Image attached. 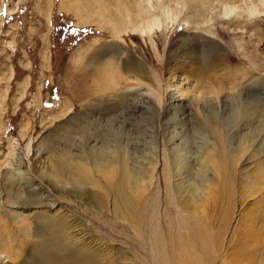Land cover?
Masks as SVG:
<instances>
[{
    "label": "rangeland",
    "instance_id": "obj_1",
    "mask_svg": "<svg viewBox=\"0 0 264 264\" xmlns=\"http://www.w3.org/2000/svg\"><path fill=\"white\" fill-rule=\"evenodd\" d=\"M96 2L97 0H0V264H44L45 251L51 256L56 254L55 249H65L60 239L64 227L58 226L59 222L66 224L72 231H82V236L93 244V249L99 246L104 249L102 252L100 248L96 250L95 262L103 259V264H160L152 243L156 234L159 232L165 239L168 224L172 226V235H175L176 224L186 222L185 213L179 212L181 210L176 208L172 194L168 195L163 187L160 188V199L151 200L153 196L157 199L154 188L150 199L152 202L142 201L139 205V208L147 211L144 212L146 217L139 216L134 220L132 225H136L137 229L133 233L129 222L122 221L120 207L116 206L119 211L115 216L110 213L109 201L112 195L109 197L103 187L91 192L89 185L71 181L58 182L49 173L50 162L57 164L59 155H63V149L69 151V146H72L76 118L85 117L87 103L91 100L90 97H83L82 93L79 95L78 91L81 92L82 88H76L75 85L84 80L83 74L89 69L88 62L95 45L93 42L97 39L100 43L106 40L103 34L91 26L77 29L79 27H76L74 13L67 10L73 6L93 5ZM62 4L66 10L60 9ZM167 5L169 9H173L172 12L168 10V16L174 19L172 23L164 24L163 21L158 26H153L150 39L136 35L132 40L134 45L126 39L131 51L146 58L150 80L162 88L163 109L168 94L165 80L169 71L175 73L176 87L190 89L189 85L193 86L184 80L186 77H194L189 64H178L173 60L176 57L179 61L178 56L183 59L185 52H188L186 46L177 44L176 40L180 33L193 26L212 32L213 38L228 53L233 71H251L253 64L258 66L260 61H264V51L259 47L264 43V17H259L250 27L243 24L242 30L234 31L222 23L213 26L211 21H208V25H197L180 5ZM45 14H48V20ZM97 43L95 47L100 44ZM154 44L156 50L153 48ZM244 49L257 57L253 64H248L249 59L244 57ZM223 53L225 54L224 51ZM170 58V62L167 61ZM226 69L222 64L214 70L222 86L225 84ZM254 73L264 75V70ZM239 76L236 75L235 78L238 79ZM244 100H250L245 92L241 102L234 103H240V107L242 105L243 109H249L250 105H246ZM234 103L223 105L219 116L221 124L233 140V147L237 148L239 136L248 131L245 129V117L238 115L237 119L234 115ZM106 104L100 106V109L99 106L92 108L90 115L94 119L105 115V118H110L113 122L112 119H116L121 112L120 104L112 101ZM145 110L138 119L130 117L133 123L130 126L131 133L139 136L145 143H149L155 135L159 142L162 136L157 125L158 122L163 125L164 110L159 117L154 109ZM110 125L109 121L106 128H98L97 131L109 136ZM189 133L196 137L198 135L193 130ZM247 137L243 139L250 142L242 144L234 152L235 155L239 154L237 159L243 155L248 161L246 165L237 162L232 166L235 193L230 211L225 216L230 228L225 240L224 264H264V167L260 166L258 159L259 153L264 152V133L253 137L252 149L249 148L252 140ZM35 153L40 159V164L37 165L31 162ZM222 155L227 156L225 148ZM85 157L90 158V155ZM19 159L21 168L27 172L23 176L33 178L30 188H27H33L37 196L32 194V197L22 199L17 196L20 194L13 182L14 177L8 172L18 166ZM61 163L63 164L62 159ZM193 165L192 169L198 167ZM146 168L147 166H143V169ZM6 173L8 178L4 177ZM47 194L49 197L46 198ZM39 196L45 198L43 205L36 202ZM203 196L206 197L205 194ZM189 198L194 200L190 195L184 199L186 204L187 200L190 202ZM13 204H31L35 209L23 212L21 220L25 218V221L20 223L14 219ZM53 204L55 210L45 213L49 210L47 207ZM217 210L218 214L224 215L223 207ZM35 211L39 212L38 217H35ZM181 231L179 230L181 236L184 235L186 239L191 237L185 229ZM60 254L64 256L67 251L60 250ZM196 256L193 252L189 253L192 258L190 263H195ZM63 260L64 263L57 264H69L72 259ZM46 261L55 264L52 258ZM218 263L220 262L217 260L214 264Z\"/></svg>",
    "mask_w": 264,
    "mask_h": 264
},
{
    "label": "bare ground",
    "instance_id": "obj_2",
    "mask_svg": "<svg viewBox=\"0 0 264 264\" xmlns=\"http://www.w3.org/2000/svg\"><path fill=\"white\" fill-rule=\"evenodd\" d=\"M166 3L180 5L193 17L197 25H208V21H211L213 26L222 23L234 31L242 30L243 24L250 27V24L260 19L259 17H264V0H97L93 5L90 3L69 8L67 11L74 13L76 27H79L77 29L91 26L103 34L106 40L100 43L97 39L93 42L95 45L97 42L100 44L96 47L93 45V53L88 62L89 69L83 74L84 80L75 85L76 88H82L81 92L78 91L79 95L82 93L83 97H90L91 100L87 103L85 117L76 118L72 146H69V151L63 149V155H59L57 164L50 162L49 173L58 182L71 181L79 185H89L91 192L99 191L103 187L109 197L112 195L109 201L110 213L115 216L119 211L116 206L120 207L121 219L129 222L127 223L132 232L137 229L136 225H132L134 220L139 216L146 217L147 211L139 208L140 203L152 202L150 199L154 188L157 199L153 196L151 200L158 201L160 188L163 187L168 195L172 194L176 208L181 210L180 213H185L187 219L183 224H176L175 235H172L170 224L166 229L165 239L159 232L156 234L152 243L158 263L214 264L218 260V264H224L225 240L230 228L229 220L225 221V216L230 211L235 193L232 166L237 162L246 165L248 161L243 155L237 159L239 154L235 155L234 152H237V148L242 144L250 142L243 139L247 136L252 140L249 148H254L253 137L264 133V75L254 73L264 70V61L258 62V66H253L256 56L244 49V57L249 59L248 64H253L252 69L233 71L230 68L231 59L228 53L213 38L212 32L193 26L180 33L176 40L177 44L185 45L188 52L184 53L183 59L182 56L175 55L179 61L176 57L173 59L178 64H189L194 77H186L184 80L193 86L189 85L190 89L176 87L175 73L169 71L165 80V90L168 94L163 109L162 88L150 80L146 58L136 51H131L127 47L126 39L132 42L136 35L150 39L153 26H158L163 21L164 24L172 23L174 19L168 16V10L172 12L173 9H169ZM174 8L176 11V6ZM60 9L66 10L63 4ZM45 15L48 20V14ZM238 47L241 48L240 45ZM259 47L264 51V43ZM153 48L156 50L155 44ZM171 59L167 61L170 62ZM222 64L227 68L224 86L214 71ZM236 75H240L239 80L235 78ZM244 92L250 98L249 101L244 100L246 105H250L249 109H243L240 103H234L241 102ZM110 101L120 104L121 110L118 117L112 119L113 122L110 118H105V115L103 118L98 117L99 119L90 115L92 108L99 106L100 109V106ZM229 103H234L236 117H245V129L248 131L247 135L243 133L239 136L237 148L233 147V140L221 124L219 116L222 106ZM145 109H154L158 117L164 110L163 125L159 122L157 125L162 136L159 142L155 135L149 143H145L139 136L131 133L130 126L133 123L130 117L138 119ZM109 121L110 135L99 133L97 129L106 128ZM187 127L197 133V137L191 135ZM224 148L227 158L222 155ZM145 150L148 151L145 153ZM259 154L260 166L264 167V152ZM86 155H90V158H86ZM39 161V155L35 153L31 162L37 165ZM20 164L21 161L8 174L14 177L13 182L18 188L19 198L32 197L37 192H34L33 188L28 190L27 187L31 185L33 178L23 176L27 172L23 171ZM193 164L198 167L192 169ZM143 166L147 168L143 169ZM4 177L8 178L7 173ZM190 195L194 200L189 198L188 202L186 199V204L184 199ZM44 196L36 199L38 205H43ZM12 206L15 209L14 219L20 223L25 221V218L21 220L23 212L35 209L31 204ZM54 207V204L49 205V210L44 212H50ZM219 207H223L224 215L217 213ZM34 213L35 217H38L39 212ZM58 226L64 227L60 239L65 249H55L56 254L51 253V256L45 251V254L42 253L45 261L52 258L57 264L64 263L63 259H72L69 264H103V259L95 262L96 250H104L101 246L93 249V244L82 236V231H72L61 222ZM183 229L189 232V239L180 235L179 230ZM60 250L67 251V254L61 256ZM190 252L197 255V258H193L195 263H190ZM45 261L44 264H50Z\"/></svg>",
    "mask_w": 264,
    "mask_h": 264
}]
</instances>
